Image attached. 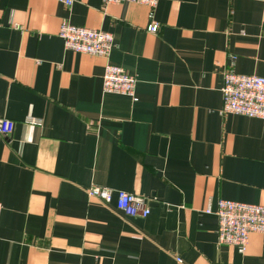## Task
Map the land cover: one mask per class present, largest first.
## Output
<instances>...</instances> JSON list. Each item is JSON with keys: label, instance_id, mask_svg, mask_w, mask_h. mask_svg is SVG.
I'll use <instances>...</instances> for the list:
<instances>
[{"label": "crops", "instance_id": "crops-1", "mask_svg": "<svg viewBox=\"0 0 264 264\" xmlns=\"http://www.w3.org/2000/svg\"><path fill=\"white\" fill-rule=\"evenodd\" d=\"M153 17L156 33L138 4L0 0V118L15 123L0 134V264H264V235L218 245L213 213L264 206V121L221 113L225 70L264 78V0H158ZM63 21L110 33L109 57L65 50ZM107 63L135 77V101L103 93Z\"/></svg>", "mask_w": 264, "mask_h": 264}, {"label": "built area", "instance_id": "built-area-1", "mask_svg": "<svg viewBox=\"0 0 264 264\" xmlns=\"http://www.w3.org/2000/svg\"><path fill=\"white\" fill-rule=\"evenodd\" d=\"M66 6L72 5V0H57ZM138 4L149 9V24L147 31L156 33L158 23L153 12L158 0H102L104 6L111 4ZM59 36L63 40L65 50L77 53L108 58L113 48V36L110 33L74 26L63 21ZM136 79L122 67L107 63L102 75V91L104 94H115L131 98L135 97ZM222 114H234L264 121V78L255 75H240L231 68L223 73L221 87ZM29 124L38 125L41 122L35 118L27 120ZM15 123L6 118H0V134L10 135ZM86 194L105 204L115 201L116 208L130 217L146 218L150 214L144 198L123 191H114L107 187L92 186ZM3 206L0 203V218ZM210 209L206 213H211ZM214 215L217 217V244L232 246L239 253H244L252 233L264 235V206L243 203L232 200H218ZM180 263V259L177 258Z\"/></svg>", "mask_w": 264, "mask_h": 264}]
</instances>
